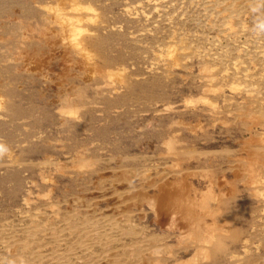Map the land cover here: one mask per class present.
<instances>
[{
  "label": "rangeland",
  "instance_id": "rangeland-1",
  "mask_svg": "<svg viewBox=\"0 0 264 264\" xmlns=\"http://www.w3.org/2000/svg\"><path fill=\"white\" fill-rule=\"evenodd\" d=\"M0 144V264H264V0H0Z\"/></svg>",
  "mask_w": 264,
  "mask_h": 264
},
{
  "label": "clouds",
  "instance_id": "clouds-1",
  "mask_svg": "<svg viewBox=\"0 0 264 264\" xmlns=\"http://www.w3.org/2000/svg\"><path fill=\"white\" fill-rule=\"evenodd\" d=\"M6 149L5 146L0 144V156H2L5 153Z\"/></svg>",
  "mask_w": 264,
  "mask_h": 264
},
{
  "label": "bare ground",
  "instance_id": "bare-ground-1",
  "mask_svg": "<svg viewBox=\"0 0 264 264\" xmlns=\"http://www.w3.org/2000/svg\"><path fill=\"white\" fill-rule=\"evenodd\" d=\"M223 26V25H222Z\"/></svg>",
  "mask_w": 264,
  "mask_h": 264
}]
</instances>
